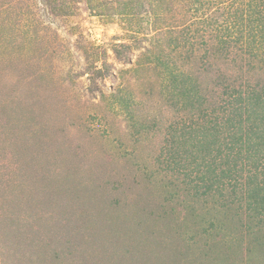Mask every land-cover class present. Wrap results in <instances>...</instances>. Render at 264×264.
Listing matches in <instances>:
<instances>
[{
    "label": "rangeland",
    "instance_id": "obj_1",
    "mask_svg": "<svg viewBox=\"0 0 264 264\" xmlns=\"http://www.w3.org/2000/svg\"><path fill=\"white\" fill-rule=\"evenodd\" d=\"M0 264H264V0H0Z\"/></svg>",
    "mask_w": 264,
    "mask_h": 264
},
{
    "label": "trees",
    "instance_id": "obj_2",
    "mask_svg": "<svg viewBox=\"0 0 264 264\" xmlns=\"http://www.w3.org/2000/svg\"><path fill=\"white\" fill-rule=\"evenodd\" d=\"M238 99H240V98H238Z\"/></svg>",
    "mask_w": 264,
    "mask_h": 264
}]
</instances>
